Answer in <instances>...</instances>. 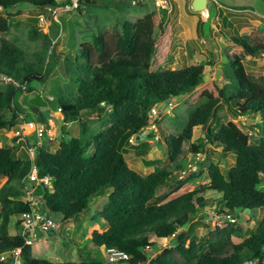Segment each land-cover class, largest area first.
Instances as JSON below:
<instances>
[{
	"label": "trees",
	"instance_id": "obj_1",
	"mask_svg": "<svg viewBox=\"0 0 264 264\" xmlns=\"http://www.w3.org/2000/svg\"><path fill=\"white\" fill-rule=\"evenodd\" d=\"M101 1L78 0V8L82 10L87 3ZM106 1L107 6L115 3L120 10L136 0ZM168 4L175 7L173 0H168ZM20 5L53 11L72 6L73 0H0V9L6 14L0 15V35L9 34L13 20L23 14L22 9H17ZM168 18V9H162L161 15L152 12L137 21L126 20L121 33H101L92 42L82 44L81 57L62 53L70 81L52 102L58 101L65 122L81 123V132L78 138L62 142L54 152L38 147V143L31 146L28 139L33 136L32 132L26 133L27 140L20 145H0V179H8L0 189L1 254L22 248L23 264H51L33 256V247L25 237L10 235L12 218L32 210L30 202L18 199L26 194L24 189L29 184L24 181L33 169L28 150L38 147L35 160L38 174L40 178L49 177L50 185L38 186L36 195L42 197L50 216L62 222L75 219L90 209L93 199L110 191L109 203L99 215L107 228L91 233L90 242L96 247L97 256L67 264H264V190L261 188L264 184V77L247 72L242 59L229 54L225 73L228 85L224 87L216 83L204 85L206 63L203 61L182 69L162 67L170 59L172 50L173 31ZM27 20L33 25L32 39H37L42 30L39 17ZM44 39L47 46L38 64L25 62L24 51L19 46L0 39V131L9 132L34 122L18 96L47 83L56 67L54 51L46 61L52 42L48 35ZM231 39L252 57H264V45L254 47L249 37L239 34ZM5 76L21 87L12 84L6 89L1 87ZM192 94L201 103L189 116L183 132L179 136L164 134L169 161L176 164L177 170L183 168L177 165L183 147L192 141L194 129L202 127L207 129L205 138L194 144L193 152L204 154L210 144L222 148L225 154L235 155L236 163L227 175L218 164L212 163L208 168V187L160 204L159 190L168 187L172 193L177 189L178 178L173 171L160 168L161 161L145 159L152 145L141 144L143 131L150 126L148 116L142 114V106L149 96L159 103H167ZM41 100L37 97L38 104L42 105ZM225 108L235 120L255 118L256 123L249 129L256 135L253 140L234 122H223L219 112ZM95 111L105 127L99 134L92 131L90 118L84 120ZM136 134L141 145L132 147L129 141ZM155 136L152 131L148 137L152 140ZM20 146L24 148L20 150ZM130 149H135L145 166L155 167V171L142 176L131 169L126 159ZM212 209L215 212L208 213ZM259 210L263 212V220L249 236L231 223V229L224 230L220 239H192L187 246L185 230L205 217L215 224L216 218L236 220L237 212ZM203 212L206 213L201 215ZM16 225L20 227L19 221ZM204 226L209 228L208 224ZM153 237L174 238V245L163 250L151 241ZM232 237L243 241L230 244ZM103 248L114 249L128 258L105 261L101 254ZM176 254L182 259L177 260Z\"/></svg>",
	"mask_w": 264,
	"mask_h": 264
},
{
	"label": "rangeland",
	"instance_id": "obj_2",
	"mask_svg": "<svg viewBox=\"0 0 264 264\" xmlns=\"http://www.w3.org/2000/svg\"><path fill=\"white\" fill-rule=\"evenodd\" d=\"M191 2L192 0L179 2L182 6V12L179 11L177 6L172 9L168 4V0H136L126 4V7L120 10L114 4L107 6L108 1L106 0L98 3H87L82 10L74 6V0L72 6H65L53 11H40L29 5H20L17 9H22L23 14L13 20L9 34H1L0 39L5 38L19 46L24 51L25 62L28 63L38 64L39 57L43 56L47 46L44 35H48L52 42L46 61L49 60L52 51L57 54L56 67L49 77V81L42 86L49 95L45 94L46 92L41 93V87L38 85L35 91L18 96V100H21L25 107V112L35 120L33 122L32 139H28L30 145L33 146L38 143V145H41L40 147L44 146L47 150L54 152L62 142H69L80 135L81 123L75 120L69 123L65 122L64 116L57 111L58 101L46 103L43 100L44 98L48 99L47 97L50 96L56 101L59 90L69 84L65 56L62 53L72 54L74 58L76 56L81 57V45L92 42L95 36L105 32L121 33L124 21H137L152 12L161 15L162 9H168V23L173 31V49L170 52V59L162 67L182 69L203 61L206 63L205 80L208 79L206 83L204 82V85L216 83L220 87H224L228 85L225 73L229 59L227 55L229 54L238 55L242 59L247 72L258 78L264 77V57H252L244 48L236 45L231 39L233 35L239 34L240 36L249 37V43L254 47L264 45V0H210L213 4L209 10L196 12H192ZM0 15H6L2 9H0ZM41 15H44L47 20L38 24L42 28L39 33L40 36L37 39H32L31 28L33 25L27 19ZM184 15L185 18L190 20L185 19ZM62 18L65 19V23H62ZM197 18L205 24L201 29L196 26L195 19ZM80 60L83 62L82 59ZM1 82V87L4 89L11 85L5 78ZM70 89L72 90L73 87L70 86ZM37 97H40V99L44 97L41 100L42 105L38 104ZM171 103L173 107H169L168 103H159L154 97L149 96L144 100L142 106V114L146 113L148 117L152 108L156 107L160 113L156 123V129L158 130L156 137L152 140L145 137L144 140L149 142L141 143L152 145L145 159L161 161L160 168L173 171L178 178V184H175L177 189L172 193L168 192V187H162L159 190L158 203L160 204H165L180 194L193 192L201 187H208L210 184L208 168L212 163L218 164L225 175L236 163L235 155L225 154L222 152V148L210 144L205 148L204 154L194 153V144H199L200 139L205 138L207 130L197 127L194 129L192 141L184 145L183 155L177 161V165L183 166V168L177 170L176 164L169 161L168 151L164 145V134L179 136L185 129L189 116L201 101L199 97L192 94L179 100L174 99ZM219 116L224 117V123L232 121L237 124L245 133L251 136L252 140L253 137H256L249 130L256 123L255 118L246 117L235 120L227 113L226 108L220 110ZM100 117H103V115ZM87 118H90L89 124L93 132L99 134L105 130L103 122L99 119L96 111L89 116H85L84 120H87ZM214 125L215 122L212 123L211 127H214ZM24 127L25 125H19L12 132L0 131V145L10 146L9 142L16 135V132L23 130ZM41 128L46 130L44 138L37 136L38 130L40 131ZM138 142L140 143V141H134L130 145L132 147L138 146ZM17 154L20 155V151ZM126 159L129 167L142 176L150 175L155 171V167L145 166L142 158L136 156L135 149H130L129 153L126 154ZM196 167L197 170H195ZM201 172H203L202 176H200ZM7 180L6 177L0 179V189L6 184ZM36 187L37 184L34 183L28 185L29 190H34ZM261 188L264 190V184ZM24 192L26 193V188ZM109 194L110 191H107L104 196L93 199L90 209L77 218L67 222L59 221L61 228L58 232H49L40 228L31 230V236L28 238L33 247V256L49 261L51 264L79 262L85 258L90 259L91 255L97 256V249L90 242L91 233L98 228H107L106 222L99 215L106 204L109 203ZM35 196H37L36 191ZM28 199V195H24L18 200L27 201ZM41 200L42 197L39 196L33 201L40 206L42 205V203L40 204ZM213 212H215L213 209L208 211V213ZM205 213L203 212L201 215ZM235 216L238 218L235 221L216 218L215 224L210 223L205 217L201 222L194 224L190 230L187 228L185 230V235L188 237L187 246H190L192 239L198 241L203 238L220 239L224 230L231 229V223L235 224L247 237L250 232L258 228L263 220L261 210L237 212ZM20 218L21 215L12 218L11 236L22 235V229L16 225V222L21 221ZM205 224H208L209 228L205 227ZM173 240L174 238L157 239L153 237L151 239V241L162 246L163 250L166 247H173ZM242 241L241 238L232 237L230 244H239ZM163 250L158 254L162 253ZM101 254L107 261L109 256L107 250L101 249ZM175 257L177 260L182 259L179 254H176Z\"/></svg>",
	"mask_w": 264,
	"mask_h": 264
},
{
	"label": "built area",
	"instance_id": "obj_3",
	"mask_svg": "<svg viewBox=\"0 0 264 264\" xmlns=\"http://www.w3.org/2000/svg\"><path fill=\"white\" fill-rule=\"evenodd\" d=\"M77 0H74V6L77 7ZM51 10V9H49ZM52 11V10H51ZM39 20L40 22H45L47 19L44 15L39 16ZM5 80L9 81V83H11L12 85L16 86V87H21L18 83L14 82L12 79L8 78V77H4ZM23 90H26L25 86L22 87ZM40 92H43V89L40 90ZM48 101H54V98H51L50 96L47 97ZM171 105V104H170ZM58 111L61 113L62 110L61 108H58ZM151 123H153L156 119H158L159 117V111L157 108H152L151 109V113L149 115ZM22 125H25V127L23 128V130L21 131H17L16 135L12 138L10 143V146H17L20 145V143L25 142L27 139L25 137L26 133H31L32 131L30 129L34 128L33 127V123L28 124V123H24ZM153 128H155V125H152L151 127H149L146 131L143 132L142 137H148L149 133L153 130ZM45 133L46 130L41 128L40 131L38 130V137L40 138H44L45 137ZM32 134V133H31ZM30 135V134H29ZM15 139H17V141H15ZM134 141H137V135L132 137L130 139V143L133 144ZM41 145H38V147H40ZM38 147H32L28 150V153L30 155V158L32 160V164H33V169L31 171V173L29 174V176L25 179L24 182H27L28 184H37L38 186L44 185L45 187H49L50 185V179L49 177H45V178H40L39 174H38V168L37 165L35 163L36 157H37V150ZM24 148V146H20V150H22ZM197 170V167L196 169ZM36 187V189H37ZM36 189H34L36 191ZM34 190H29L28 186L26 187V194L28 195L29 199L27 200V202L31 203L32 206V210L28 213H23L20 214L21 215V221H19L20 223V228L22 229V236L26 238L27 240V244L31 245L29 243V236L31 230H35L37 228L40 229H44L46 231H57L60 230L61 228V223L54 217L50 216V214L46 211L45 206L43 204V200L40 201V204L42 203V205L38 206L35 204V202L33 200H35L36 198H39V196H35V191ZM32 197V198H31ZM35 204V205H33ZM230 220L235 221V219L230 218ZM107 254L109 255L107 258L108 262H117L120 261L121 259H127L128 256L115 251L114 249H108L107 250ZM0 262L3 264H23V249L22 248H18V249H14L10 252H6V253H0Z\"/></svg>",
	"mask_w": 264,
	"mask_h": 264
},
{
	"label": "crops",
	"instance_id": "obj_4",
	"mask_svg": "<svg viewBox=\"0 0 264 264\" xmlns=\"http://www.w3.org/2000/svg\"><path fill=\"white\" fill-rule=\"evenodd\" d=\"M118 1H119V0H118ZM175 1H176V2H175ZM175 1H174V5H175V7L177 6L178 9H179V11L182 12V6H181V4H180L182 0H175ZM194 1H195V0H192V2H191V6H192V9H193L192 12H196V11H194V8H193V2H194ZM179 2H180V3H179ZM176 4H177V5H176ZM179 4H180V5H179ZM114 6H116L115 3H114ZM116 7H117V6H116ZM175 7H174V9H175ZM118 8H119V7H117V9H118ZM172 9H173V8H172ZM179 11H178V12H179ZM182 16H183V15H182ZM185 17H186V16L184 15V18H185ZM191 17H192V16H191ZM185 19H187V18H185ZM187 20H190V19H187ZM195 20H196L195 22H196V26H197V28H198V29H201L204 23H203L199 18H197V19H195ZM191 22H193V21H191ZM168 24H169V23H168ZM204 25H205V24H204ZM172 49H173V41H172ZM48 81H49V80H48ZM48 81H47V82H48ZM42 86H44V84H42V85L40 86V87H41V90L43 89ZM45 92H46V93H45ZM42 93H45V94H48V95H49V93H47V91H46L45 88L43 89V92H42ZM40 96H41V95H40ZM41 97H42V96H41ZM43 98H44V97H43ZM43 98H42V99H43ZM44 100H45V101H48L46 98H44ZM58 112H59V111H58ZM61 114H62V113H61ZM33 120H34V119H33ZM34 121H35V120H34ZM29 139L31 140V139H32V136H30Z\"/></svg>",
	"mask_w": 264,
	"mask_h": 264
},
{
	"label": "water",
	"instance_id": "obj_5",
	"mask_svg": "<svg viewBox=\"0 0 264 264\" xmlns=\"http://www.w3.org/2000/svg\"><path fill=\"white\" fill-rule=\"evenodd\" d=\"M213 3H211L209 0H195L193 2V8L195 11H207L209 8H211ZM208 81V79H206Z\"/></svg>",
	"mask_w": 264,
	"mask_h": 264
},
{
	"label": "clouds",
	"instance_id": "obj_6",
	"mask_svg": "<svg viewBox=\"0 0 264 264\" xmlns=\"http://www.w3.org/2000/svg\"><path fill=\"white\" fill-rule=\"evenodd\" d=\"M77 1H78V0H77ZM209 1H210V0H209ZM77 7H78V2H77ZM205 83H206V80H205ZM172 101H173V100H172ZM49 102H50V101H49ZM167 103H168V106H169V107H170V106L173 107V104L171 103V101H170V102H167ZM170 104H171V105H170ZM155 108H156V107H155ZM57 111H58V109H57ZM61 113H62V112H61ZM159 116H160V113H159ZM148 118H149V122H150V126H149V127H151L152 125H155V128H153L152 131L155 132V134H156V132L158 131V130L156 129V128H157V126H156V120H157V119H156L153 123H151L150 117H148ZM158 119H159V118H158ZM149 127H148V128H149ZM148 128H147V129H148ZM147 129H146V130H147ZM146 130H144V131H146ZM144 131H143V132H144ZM152 131H151V132H152ZM10 132H12V131H10ZM151 132H150V133H151ZM150 133H149V135H150ZM47 135H48V134H47ZM136 135H137V141H139V140H138V137H139V136H138V134H136ZM136 135H133L132 137H134V136H136ZM132 137H131V138H132ZM155 137H156V136H155ZM131 138H130V139H131ZM144 138H145V137H144ZM144 138L142 139L144 142H149V141H145ZM147 138H148V140H150L149 137H147ZM129 142H130V141H129ZM138 143H139V142H138ZM139 144H140V143H139ZM139 144H138V145H139ZM58 221H59V220H58ZM121 260H122V259H121ZM117 262H118V261H117Z\"/></svg>",
	"mask_w": 264,
	"mask_h": 264
},
{
	"label": "bare ground",
	"instance_id": "obj_7",
	"mask_svg": "<svg viewBox=\"0 0 264 264\" xmlns=\"http://www.w3.org/2000/svg\"><path fill=\"white\" fill-rule=\"evenodd\" d=\"M31 131H33V128L32 129H30Z\"/></svg>",
	"mask_w": 264,
	"mask_h": 264
}]
</instances>
